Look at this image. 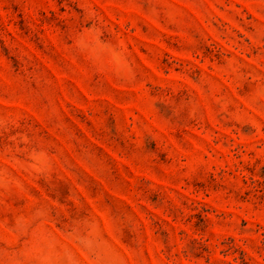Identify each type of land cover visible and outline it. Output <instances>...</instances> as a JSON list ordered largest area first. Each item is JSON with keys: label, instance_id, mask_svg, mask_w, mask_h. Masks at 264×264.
I'll return each instance as SVG.
<instances>
[{"label": "rangeland", "instance_id": "374dc122", "mask_svg": "<svg viewBox=\"0 0 264 264\" xmlns=\"http://www.w3.org/2000/svg\"><path fill=\"white\" fill-rule=\"evenodd\" d=\"M0 264H264V0H0Z\"/></svg>", "mask_w": 264, "mask_h": 264}]
</instances>
